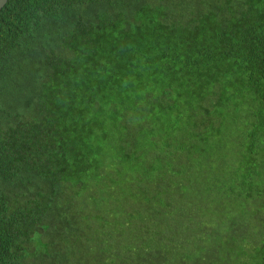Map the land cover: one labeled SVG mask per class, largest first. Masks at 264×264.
I'll return each instance as SVG.
<instances>
[{"label":"trees","instance_id":"trees-1","mask_svg":"<svg viewBox=\"0 0 264 264\" xmlns=\"http://www.w3.org/2000/svg\"><path fill=\"white\" fill-rule=\"evenodd\" d=\"M0 264H264V0H7Z\"/></svg>","mask_w":264,"mask_h":264},{"label":"water","instance_id":"water-1","mask_svg":"<svg viewBox=\"0 0 264 264\" xmlns=\"http://www.w3.org/2000/svg\"><path fill=\"white\" fill-rule=\"evenodd\" d=\"M7 0H0V10L3 8V6L6 4Z\"/></svg>","mask_w":264,"mask_h":264}]
</instances>
